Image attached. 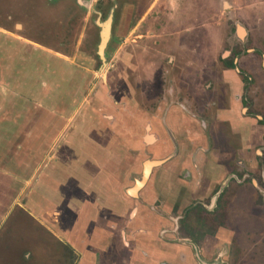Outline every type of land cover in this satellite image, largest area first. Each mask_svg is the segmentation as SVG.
I'll return each mask as SVG.
<instances>
[{"label":"rangeland","instance_id":"1","mask_svg":"<svg viewBox=\"0 0 264 264\" xmlns=\"http://www.w3.org/2000/svg\"><path fill=\"white\" fill-rule=\"evenodd\" d=\"M109 9H115V18L106 61L102 62L97 53L101 31L98 22L107 20L112 11ZM104 28L105 36L109 27ZM239 29L243 30V36H240ZM0 36V83L3 82L2 86L0 84V93H3L0 94V102L4 107L11 103L15 106L14 110L0 112V118L22 119L23 122L36 120L40 129L47 123L52 139L44 146V135L40 134L33 149L24 136L31 128L21 127L17 129V142L3 143V150L9 148L3 151L4 157L18 161L22 166L29 162L38 170L43 168L46 157L51 153L53 159L50 166L60 167L61 172L51 169L54 172L50 170L48 175L50 183L55 186L60 184L61 187H58L63 188V193L72 195L70 200L73 203L83 206L79 210H82L81 215L86 214L84 218L87 217V221L83 224L86 228L91 220L94 222V219L107 213L102 211L106 208L104 203L114 201L116 208L109 210L111 216H116L118 210L123 213L124 209H129L127 217L130 222L120 231L125 233L124 243L133 250L130 251L132 263L142 255L146 258L144 264H264V144L251 151L247 160L241 159L238 156L241 149L238 132L243 127H237L232 132L228 126L215 125L217 109L223 107L224 101L229 104L224 97L222 100L218 97L227 90V86L220 83V73L227 62L236 56L244 57L254 43L264 41V0H0ZM13 41H19V45L14 47ZM244 59L253 65V57L246 56ZM187 89L194 90L195 95H190ZM207 95L208 100L205 98ZM177 97L180 101L189 99L192 102L190 105L199 121V127L190 128L198 136L196 140L201 138L196 151L201 147L210 153L225 149L234 151L224 163L227 165L226 175L212 186L210 192H200L204 195L202 201L196 200L202 202L208 212H193L187 217L189 221L186 224L181 222L180 232H176L178 223L174 221L184 217L187 204L193 203V199L189 193L177 189L174 199L168 200L164 196L163 200L158 199L153 187L154 178L162 175L160 171L153 174L141 193L143 202L140 209L131 208L132 203L130 208H125L127 200L118 190L110 192L109 197L105 194L107 191H94L97 198L89 194L87 206L84 205L87 192L76 191L69 184L74 173L63 172V164L66 163V168H69L67 159L77 154L78 159L87 164L85 154L76 151L85 150L95 165L99 162L106 168V158L110 153L109 139L104 136H112L113 132L124 143L123 134H138L134 128L138 118L147 117L149 120L148 117L155 115L162 103L169 105L173 102L176 105ZM214 100L218 103L213 105ZM247 104L251 109L253 102L244 101V106ZM205 123L208 126H204ZM123 128L128 133L123 132ZM44 129L48 132L49 128ZM245 129L259 139L263 135L264 139V126L252 129L247 125ZM61 136L69 143L62 148L69 152L57 157L54 151H59ZM80 142L85 145H80ZM15 144L24 149L16 152ZM130 147L131 156L137 157L130 160L135 163L132 167L140 166L137 177L141 179L143 162L151 159L138 160L139 155L134 153L131 143ZM195 147L190 148L192 153ZM147 149V156L159 151L156 146ZM32 150L45 151V154L29 158ZM65 156L66 160L60 161V157ZM123 160L128 162L126 159L115 160L121 176L128 172L127 169L122 172ZM146 163L147 167L154 165L150 161ZM80 168L81 161L76 171L79 172ZM177 175L175 171L174 177ZM104 177L107 178L106 175ZM176 186L179 187L178 184ZM27 191L25 195L29 193ZM28 196L34 199L43 197L41 191L36 190ZM176 199L182 203L181 206L175 205ZM56 204L57 200H54L47 207L51 211L61 209ZM217 204L220 206L216 209ZM19 210L14 213L25 214ZM133 212L137 214L135 218H132ZM64 215L68 221L73 217L68 211ZM115 219L124 223L125 215ZM151 219L153 226L141 228L144 221ZM138 220L142 222L137 223ZM10 225V229L17 230V238L20 236L24 243L30 242L26 223ZM190 225L191 228H188ZM185 232H189L196 243L182 238ZM38 233L39 237L32 234L30 237L39 244L45 242L47 245L48 252L40 256L45 258L46 264H76V256L69 248L60 258L61 250L55 247L54 241L48 240L45 233L44 237L41 231ZM206 233L213 235L201 239ZM118 236L116 234L115 239L108 242L118 246L121 240ZM20 243L13 239L6 244L18 254L12 255L16 261L10 264H30L33 258H40L39 255L24 257L23 244ZM221 244H224L223 248L217 253ZM123 255L122 250L118 256ZM0 257L6 264V257Z\"/></svg>","mask_w":264,"mask_h":264},{"label":"crops","instance_id":"2","mask_svg":"<svg viewBox=\"0 0 264 264\" xmlns=\"http://www.w3.org/2000/svg\"><path fill=\"white\" fill-rule=\"evenodd\" d=\"M13 45L14 47H17L19 45V41L17 43L13 41ZM23 48H25V46H23ZM25 50L29 49L26 48ZM249 55V57H256L255 55L253 56L252 52H250ZM207 60L209 63L210 57ZM206 67L209 68L208 66ZM258 71H263L261 69L260 59L258 62ZM203 74L205 75V70ZM220 74V83L221 85L228 87L229 94L230 92H232L231 94H233V96L239 94L242 84L238 75L234 71L227 69H224ZM210 84L211 83H209V85ZM187 90L190 95H195L194 90ZM16 91L18 92V90ZM0 94L3 95L2 92ZM176 102V105L173 102L169 105L162 103L160 108L156 111V114L152 115V117H148L149 120L147 117L142 119L138 118L137 124L134 126V128L138 130V134H123L122 137L124 138V143L118 140L113 132L112 136H104L109 139L107 144L109 145L108 151L110 153L108 158H106V168L99 162L96 166L92 157L90 155H86L88 152L85 150L76 151L80 152L79 154H85L87 164L84 160H79V156H77V154L74 157H69L67 155V157H69V159H67L69 168H66V163L63 164L65 166L63 172L69 173L70 171L71 173H74L73 175L69 173L72 175V182L69 184H71L76 191L87 192V195H85V197L83 196L85 202L84 205L87 206L86 202L89 201V194H93V198H97L96 195L94 196V191H107V193H104L107 197H109L111 195L110 192L118 190L120 195L122 193L124 194L123 199L127 200L125 208H130L132 203L131 208L137 207V209H140L141 202H143L141 193L146 189L151 177L157 171H160L159 173L162 174L161 176L154 178L155 184L153 190L157 191V198L163 200L164 196L167 197L168 200H172L175 198L174 192L176 191V184L180 183L178 175L174 177V173L181 164L183 166L182 173H184V175L183 180L180 181L187 185L185 186L188 190H190V196L193 200L204 199V195L200 192H210L213 189L212 186L215 185V183L218 182V180H220L224 175H226L227 165L224 163L228 158L232 157L234 151L229 152L225 149L220 150L219 153H210L203 147L196 151L197 143L201 140V138L199 137L198 139L200 140H196V137L198 136L194 135L190 130L191 127H199V121L197 122V118L193 113V108L190 105L192 102H190L189 99L180 101L178 100V97ZM8 106L4 107V105L0 102V112L8 109L14 110V104L11 103ZM197 117L200 119L199 115ZM21 120L0 118V256L6 257L5 263L10 264L14 262L15 259L12 255H18L17 251H15L13 247L6 246V244H9V241L13 242V239H17L18 241H21L20 244H23L22 247L24 251L22 250V254L24 257L27 255H39L38 257L45 256L48 252V247L45 242L39 244V242L34 240L35 238L30 237L31 234L39 237L40 233L38 232L41 231L43 237L46 234L47 239L49 240L50 238L53 240L55 247L59 249V251L61 250L59 253L60 258L62 254L65 253L66 248H69L76 256V264H132V260L130 259V248H128V246L124 243L125 233L120 231V229H123V226L125 227V225L130 222V219L127 217L129 209H124L123 213L118 210L119 213H117L116 216H111V212L109 210H115L116 204H114V201L107 204L104 203L103 207L106 208L102 211H107V213L102 214L98 219H94V222L91 220L89 226L86 228L83 225L84 222L87 221V217L84 218L86 214L81 215L82 210H79V208L81 209L83 206L76 203L78 205L77 206L73 203L70 200L72 195L63 193V188H59L61 187L60 184L55 186L53 183H50L48 176L50 174V170L55 169L56 173L61 172L60 167L57 168L54 166L55 168H53L50 166V160L53 159L51 153L46 157L47 162L43 164V168L38 170H35V167L29 162L27 165L24 164L26 166L25 167L18 161L9 160L7 156L6 158L4 157L3 151L9 150V148L3 150V143H6L7 141L17 142L15 141V138H18L17 129L21 127L26 126L31 128L29 132L26 130L25 135L23 134L25 133V130L21 133L22 136H26L27 143L30 144V147L33 149L35 147L36 138L40 134L44 135V138H42L44 146L45 144H49L52 140L50 138L51 133L49 124L46 123L41 125L42 128L40 129V125L36 122V120L30 121L27 119L25 122ZM216 120L215 125L228 126L232 132H235L234 129L237 127H243V130L242 128L240 129V131L242 130L243 132H238L240 135L239 142L241 148L238 156H240L241 159L244 158L243 152L254 150L264 144L263 135H261L259 139L254 136L250 130L245 129V127H247V123L250 121L243 115V110H240L239 105L234 102L233 99L229 107L219 106L217 109ZM203 125L208 126V123ZM44 127L49 128L48 132L47 129H44ZM123 129V132H125V128ZM4 133L7 135H4ZM125 133L128 132L126 131ZM62 136L59 138V151H54V154L57 157L62 156L63 153L69 152H66V150H63L62 148V145H69V143H67V139ZM150 136L153 139L151 143L146 140L147 137L151 138ZM5 138L7 140H5ZM130 143L132 144V149L135 150L134 153L139 155L138 160L149 157L151 160L146 161H161L159 165L151 167L146 181L144 180V167L142 166L141 179H138L137 177L140 173V166L135 165L132 167V165L135 164H132V161L133 159L135 160V158L137 159V157L131 156L132 151H130ZM15 145L16 152H20L24 149L23 146H19L18 144ZM80 145L85 144L80 142ZM150 146H156L159 150L153 156H147V148ZM194 146H196L194 149L195 151L192 153L193 150L190 151V148L193 149ZM30 152H33V154L28 156L29 158H33L36 154L39 157H43L45 154V151H42L41 153V151L35 152L32 150ZM100 153L104 158L103 151ZM76 156L77 159L75 160ZM115 156L117 157L115 158ZM245 158L247 159V156ZM6 159L9 161H6ZM121 159H126L128 161H122V172H125L126 169L128 171L125 175L121 172V174H123L122 176L119 174L121 170L116 167L117 165L115 162V160L121 161ZM63 160H66V156L64 158L60 157V161ZM78 161H81V168L79 169V172L78 170L76 171V168L79 167ZM72 165H75V168L71 167ZM52 171L54 172V170H51V172ZM178 173H180V171ZM36 174H38V176ZM105 175L107 178L104 177ZM190 175L194 178L189 179ZM29 176H31L30 181L28 180ZM59 178L60 182H62L63 179L61 175H59ZM64 178L66 179L67 177ZM143 180L144 184L136 189L135 195H129L128 191L137 187V183H141ZM64 183L67 185V181H64ZM31 188L33 191H41L43 197L34 199L31 198V196H28L32 191ZM25 191L29 193L25 195ZM90 191H93V193ZM196 191L197 195H195ZM69 195L70 197L68 198ZM113 199L115 200V195L113 196ZM54 200H57L56 206L61 209L54 211L48 209L47 204L49 202H54ZM97 207L98 209L100 208V206ZM18 209H20L19 211H23L25 214L16 215L14 212ZM67 211L73 215V217L70 218V221H68L64 215V212ZM122 214L125 215L124 223L120 222V219H115V217ZM123 220L124 219H122V221ZM171 220H174V218L171 217ZM176 221L177 220L174 222ZM13 222L18 224L23 222L24 224L26 223L27 233L29 236L28 238L30 240L29 243H24L22 237L19 236V238H17L15 236V231L17 230L10 229L12 228L10 227V224H14ZM66 223L68 224L66 225ZM137 223H140V221L138 220ZM116 234H119L118 238H121L118 246H116L114 242H108L109 240H114ZM38 239L40 240L41 238ZM35 244H39V246L35 247ZM123 245H125V247ZM35 249H37L36 252ZM122 250L125 255L118 256ZM135 253L137 254V252ZM3 262L4 261H2V258L0 257V264H3ZM30 264H46V261L44 257L33 258ZM134 264L142 263L136 262Z\"/></svg>","mask_w":264,"mask_h":264},{"label":"flooded vegetation","instance_id":"3","mask_svg":"<svg viewBox=\"0 0 264 264\" xmlns=\"http://www.w3.org/2000/svg\"><path fill=\"white\" fill-rule=\"evenodd\" d=\"M110 10H112V11L110 12L107 20L105 22H103V23H100V21L98 22V25L101 28L100 35H99L100 36V41H101V33H102L103 25L105 23H107L108 21H111V25H110V38H109V42H108V44L106 46V50H107L108 45H109V43L111 41V38H112L113 23H114V18H115V16H114L115 9H109V11ZM242 33H243V30H239V34L241 36L243 35ZM100 41H99V46H100ZM99 46H98V52L97 53H98V57L103 62L101 56L99 55ZM251 48H252V50H247L245 52L244 57L246 58V56H250L249 53L252 52L253 53V56L254 55L256 56V57H254V63H253V65L252 64H249L248 61H246L244 59V57H237L236 56V58L234 60H231L230 62H227V65L224 68V69H227V70H232V71H234L238 75L239 80H240V82L242 84V87L240 89V93L237 94V95H235V96H233V94H231L232 92H230V94H229L228 87H227V90L223 92V96L219 95L218 97H219V100H222V97H224L226 99V101L228 100L229 104H227V102L224 101V105H223L224 107H229V105L232 103V99H233V101L236 102L239 105L240 110H243L244 108H246L245 111L243 112V114L251 122V123L248 122L247 125H250V126H252V128H254L256 126H258V127L259 126H264V123H262V121L264 119V41L261 44L254 43ZM106 50H105V54H104L105 57H106ZM255 58H257V59H255ZM259 59L261 60V69L263 71H258V62H259ZM255 60H257V61H255ZM105 61H106V59H105ZM230 64H232L233 67H231ZM208 97H209V95H207V97H205L206 100H208ZM247 100H250V103L253 102V105H252V108L251 109L248 107L249 104H247V106H244V101H247ZM216 103H218V102L214 100L213 101V105L216 104ZM255 106L256 107L258 106V108H256ZM259 107H262L261 110L259 109ZM249 110H252L253 113H251V111H249ZM258 111H260V112H258ZM253 135L255 136L254 133H253ZM146 140L149 143H151L153 141V139L152 138H149V137L146 138ZM251 151H253V150H248L247 152H243L244 158L246 156L248 158V156H249V154H250ZM236 153H238V152H236ZM245 160H247V159L245 158ZM145 164H146V166H145ZM241 165H243V164H241ZM143 167H144V175H145L144 176V180L146 181L147 180V176H148V174H149V172L151 170V166H148L147 167V163L144 162ZM182 167L183 166L181 164L176 169L177 172H179V171H181V172L178 173V179H179V182H180L178 184L179 187L176 186L175 189H177V191H182L183 193L184 192H186V193L189 192V194H190V190H188V188L186 187L187 185L184 182H181L180 181V180H183V175H184V173H182ZM238 171H241V169H238ZM235 174L238 175L237 172H235ZM193 178L194 177L192 175L189 176V179H193ZM143 184H144V182H141V183L138 182L137 183V187H135L133 189H130L128 191L129 195L134 196L135 195V192H136V189L139 186L143 185ZM252 184H250V185H252ZM252 187H254V186L252 185ZM175 192H174V195H175ZM223 193H224V191L220 194L219 198L221 197V195ZM175 197H176V195H175ZM200 200L202 201V199H200ZM174 201H175V205H178V206H181L182 205V203L178 199H176ZM217 202H218V200H217ZM218 206H220V205L217 204L215 208L217 209ZM193 212H196L197 214H200V213H207L208 210L205 207V205L202 204V202H198L196 200H193V203H190L189 205L187 204V208L185 209L184 217H179L178 218L179 221L178 220L176 221L178 223L177 224V227L175 229L176 232H180L179 231L180 228H181L180 226H182L181 225V222L182 221H185V222H182V224L183 223L186 224L189 221V220H187L188 219L187 217H189ZM132 215H133L132 218H135L136 217V214L134 215V212H133ZM158 217L159 218L167 219L166 217H162V216H158ZM150 218H153L155 220L154 217H150ZM148 221H144V224H141V228H143L142 226H144L146 228V225L153 226L154 222L152 221V219L151 220H148ZM140 222H142V221H140ZM146 223H148V224H146ZM179 223H180V225H179ZM139 228H140V224H139ZM188 228H191V225L188 226ZM215 233L216 232H214V234ZM210 235H213V234L212 233L211 234H207L206 233V234H204L202 236L201 239H204L206 237H210ZM182 236H183L182 238L191 239L193 242L196 243V241L193 240V236H191L189 232H185V234L184 235L182 234ZM222 245H224V244H221L219 246L221 248L217 250V253L222 250V248H223ZM130 251H133V250L130 248ZM135 252H137V251H135ZM192 253L194 254L193 250H192ZM130 259H131V254H130ZM145 259H146L145 256H142L141 255V258H137L136 259V262H141L142 264H144L145 263L144 262ZM132 264H134V263H132Z\"/></svg>","mask_w":264,"mask_h":264},{"label":"water","instance_id":"4","mask_svg":"<svg viewBox=\"0 0 264 264\" xmlns=\"http://www.w3.org/2000/svg\"><path fill=\"white\" fill-rule=\"evenodd\" d=\"M110 25H111V21H108L107 23H105L103 25L102 33H101V41H100V46H99V55L101 56L103 62H105L104 54H105L106 46H107V44L109 42V38H110ZM104 26H108L109 27V30L107 31V34L105 36L103 35L104 34V30H105ZM150 163H153L154 164L153 166H157V165H159L161 163V161L150 162ZM143 182H144V180H143Z\"/></svg>","mask_w":264,"mask_h":264},{"label":"bare ground","instance_id":"5","mask_svg":"<svg viewBox=\"0 0 264 264\" xmlns=\"http://www.w3.org/2000/svg\"><path fill=\"white\" fill-rule=\"evenodd\" d=\"M239 30H241V29H239ZM242 34L244 35V32H243ZM243 35H242V36H243ZM240 36H241V35H240Z\"/></svg>","mask_w":264,"mask_h":264},{"label":"trees","instance_id":"6","mask_svg":"<svg viewBox=\"0 0 264 264\" xmlns=\"http://www.w3.org/2000/svg\"><path fill=\"white\" fill-rule=\"evenodd\" d=\"M230 66H231V67H233V65H232V64H230Z\"/></svg>","mask_w":264,"mask_h":264}]
</instances>
